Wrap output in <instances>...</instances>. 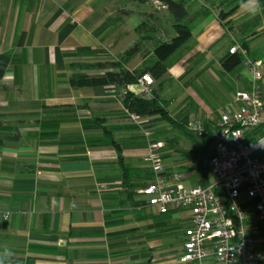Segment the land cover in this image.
<instances>
[{
    "label": "crops",
    "instance_id": "crops-1",
    "mask_svg": "<svg viewBox=\"0 0 264 264\" xmlns=\"http://www.w3.org/2000/svg\"><path fill=\"white\" fill-rule=\"evenodd\" d=\"M184 2L190 38L142 96L157 100L170 123L125 108L123 96L134 95L136 83L73 84L111 71L94 65L118 61L129 37L140 38L139 49L122 68L153 64L155 41L176 36L160 2L0 0L4 264H183L187 214H160L137 193L153 180L143 162L147 145L162 144L165 171L180 174L186 189L200 186L207 175L197 167L210 146L184 125L202 115L208 128L237 107L235 94L251 80L245 58L260 61L264 76V0ZM233 46L238 50L229 54ZM231 56L241 62L227 70ZM133 115L144 121L137 124ZM183 137L200 151L181 146Z\"/></svg>",
    "mask_w": 264,
    "mask_h": 264
},
{
    "label": "built area",
    "instance_id": "built-area-1",
    "mask_svg": "<svg viewBox=\"0 0 264 264\" xmlns=\"http://www.w3.org/2000/svg\"><path fill=\"white\" fill-rule=\"evenodd\" d=\"M243 66L251 80L235 94L237 107L221 112L208 128L202 115L186 124L190 134L210 138L212 184L186 189L180 174L165 171L159 142H150L143 156L153 180L137 193L160 214H187L183 264H264V76L260 61L245 58ZM153 83L149 74L141 75L134 95H149Z\"/></svg>",
    "mask_w": 264,
    "mask_h": 264
},
{
    "label": "trees",
    "instance_id": "trees-1",
    "mask_svg": "<svg viewBox=\"0 0 264 264\" xmlns=\"http://www.w3.org/2000/svg\"><path fill=\"white\" fill-rule=\"evenodd\" d=\"M162 4L171 16L173 22L175 23L176 36L173 37L168 43L162 42L156 45L153 49V56L155 57V62L150 66H145L132 72L124 70L122 68V63L133 56L139 49L138 44H135L132 48L125 51L118 61L97 63L94 65L95 68L111 70L107 71L103 75L93 76V77H80L75 80L73 84L79 86H108L114 85L119 87H125L127 85L135 84L143 74H149L152 78L158 77L165 71V61L177 54L178 50L187 42L190 38L189 31L186 26L182 24L183 20L186 18L185 2L184 0H156ZM243 47H245L243 45ZM241 62V56H231V59L225 61L223 66L225 69L229 70L232 65ZM118 69L117 72L112 70ZM1 76V73H0ZM123 104L126 109L130 112L136 113L141 116H159L167 120L166 112L162 106L154 98H145L142 96H134L130 93H126L123 96ZM169 121V120H167ZM172 123V121H169ZM186 125V124H185ZM185 130H186V126ZM182 126V125H180ZM187 131V130H186ZM203 140L207 142L210 146L211 141L208 137H203ZM208 148V147H207ZM211 151L208 150L206 154V161L198 165V170L200 174L207 175V163L210 158Z\"/></svg>",
    "mask_w": 264,
    "mask_h": 264
},
{
    "label": "rangeland",
    "instance_id": "rangeland-1",
    "mask_svg": "<svg viewBox=\"0 0 264 264\" xmlns=\"http://www.w3.org/2000/svg\"><path fill=\"white\" fill-rule=\"evenodd\" d=\"M174 1H176V0H174ZM163 12H164V10H160V13H163ZM139 39L136 40V38H130L129 37L128 38V46H129V48H132L136 41H138L137 43H139ZM165 39H168V38H165ZM160 43H162V40H158V42L155 41V46L160 44ZM107 57H109V56L107 55ZM118 57L119 56H117L116 58H118ZM151 64L152 63H150V62L147 63L148 66H150ZM179 144L181 146L189 148L193 152H195V149H196V151H200V149H201V145L199 143H197V145H195L192 142H190L189 140H186L184 137L179 141ZM213 182H214V177L211 174L208 173L206 178H204L202 181H199L198 183L200 184V186L204 187V186H207L209 184H212Z\"/></svg>",
    "mask_w": 264,
    "mask_h": 264
},
{
    "label": "clouds",
    "instance_id": "clouds-1",
    "mask_svg": "<svg viewBox=\"0 0 264 264\" xmlns=\"http://www.w3.org/2000/svg\"><path fill=\"white\" fill-rule=\"evenodd\" d=\"M249 2H251V0H249ZM258 10H259V9L256 8V6L254 5V6H253V9H252L253 13H255V12L258 11ZM5 252H6L7 255H10V254H11V253L8 252L7 250H5ZM0 264H4V261H3L2 258H0Z\"/></svg>",
    "mask_w": 264,
    "mask_h": 264
}]
</instances>
